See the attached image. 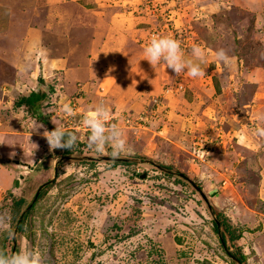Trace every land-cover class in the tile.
I'll list each match as a JSON object with an SVG mask.
<instances>
[{
	"label": "rangeland",
	"instance_id": "obj_1",
	"mask_svg": "<svg viewBox=\"0 0 264 264\" xmlns=\"http://www.w3.org/2000/svg\"><path fill=\"white\" fill-rule=\"evenodd\" d=\"M7 1L0 0V114L13 105L12 118L24 120L26 115L36 120L24 105L15 102L32 90L47 92L52 86L54 91L47 92L48 99L38 112L53 127L71 130L77 140L69 154L42 142L40 160L27 164L25 157L9 158L19 184L14 179L13 188L0 195V225L5 226L0 228V254L30 249L40 254L43 264H204L203 260L206 264H264V182L259 178L264 164L258 162V166V151H251L254 141L256 149L260 144L264 147V0L93 2L99 6L97 10L112 7L138 17V26L144 28V47L154 36H170L180 43L185 59H193L194 45L205 52L206 59L200 64L202 83L197 79L186 86L180 74L175 77L160 62L157 68H164L171 79L152 82L153 91L142 101H134L137 109L131 105L132 93L111 100L117 79L109 75L108 60L99 59L97 71L91 63L85 64L80 76L71 74L66 65L39 71L42 57L63 56L58 52L65 46L63 32L27 37L33 44L30 48L26 29L16 20L31 17L35 26L56 24L57 29L59 22L43 6L26 7L23 14L17 9L8 12L7 20L1 19L2 7L11 3L13 9L19 8V0ZM81 6H70L67 12L90 11ZM2 24L8 29L1 33ZM8 44L11 50L23 49L20 54L17 50L1 53V46L9 48ZM219 49L230 57L227 64L217 59ZM21 75L28 80L16 84ZM68 77L69 83L64 81ZM257 82L261 89L255 91ZM165 90L170 91L165 94ZM178 92L188 101L177 115L163 98ZM251 97L260 100L250 102ZM100 103L110 109L108 123L122 130L128 151L114 156L110 147L100 153L89 146L90 130L83 118ZM65 104L72 108L71 114L63 111ZM137 111L144 115L143 120L135 118ZM241 133H248L250 139L245 140ZM1 157L3 163L8 160ZM123 158L132 160L122 163ZM44 182L50 185L35 200L34 194ZM21 197L25 202L16 213V201ZM217 213L239 233L233 245L225 231V246L240 251L242 263L222 248L212 224ZM25 214L26 231L14 232L20 215Z\"/></svg>",
	"mask_w": 264,
	"mask_h": 264
},
{
	"label": "crops",
	"instance_id": "obj_2",
	"mask_svg": "<svg viewBox=\"0 0 264 264\" xmlns=\"http://www.w3.org/2000/svg\"><path fill=\"white\" fill-rule=\"evenodd\" d=\"M19 1H20L19 8L14 7L13 9L11 3H9L6 6L8 10H6V7H2L1 19L2 16L5 19L6 16L8 15V12L13 13V11L15 12V10L17 9L19 14H23L24 9H26V7H29L30 9L31 8L34 9L37 8L38 6H43L46 9L47 14L52 13V15L57 18L56 20L59 22L58 24L60 25V29H57L58 26L56 24L49 26L47 25L35 26L33 22L34 20L32 19L33 20L32 21L31 17H29L28 19L21 18L19 20H16L17 25L19 24L21 25V27L23 26L24 29H26V31L24 32L26 39L27 37L34 39V37H37L38 33H40L45 38V36L50 35L48 32H51V34L55 36L59 35V31L61 33L63 32L62 34L64 37L63 45L65 46L58 49V52H61L63 56L61 58H54V57H50V55L47 54L45 57H42L41 63L37 65V69L39 71L40 69L42 70L44 69V71L46 69L53 70L55 67H60V66L64 67V65H66L70 67L69 70L71 71V74H75V76L76 75L80 76V75H84L82 74L81 72L82 69L80 67L84 66L85 64L91 63L90 65H92V67H95L93 70L97 71L101 68L99 65L101 63H99L98 60L99 59L108 60L107 68L109 71V75L111 74L113 78L117 79L115 80V82L117 83L115 84L117 90H113L114 97H111V100L113 99L117 100L116 96L118 97V99H120V95L129 92V94L132 93L131 95L133 97L131 102V105L133 104L132 107L139 106L134 104V101L135 102L142 101L145 98L146 94L153 91L152 82L155 83H157V81L167 82V80L171 79L170 75L166 74L167 72H165L164 68L158 69L157 64L152 66L145 59L143 53V49L145 48L143 45L144 42L143 43L141 42L142 41L141 37L143 36L142 32L144 31L143 30L144 28L138 26V24H140L139 21L136 20L138 19V17L135 18L134 16V18H132L129 12H125L124 10H120L119 12H117L118 10L112 7L110 8L101 7L99 10H97L99 7L98 5L102 0H83L84 3L87 4H82L81 0H19ZM93 2H97L98 5H94L95 3ZM80 5H83L81 7H83L84 10H90V11L79 12L78 15L67 12L70 6H74V8H76L77 6ZM10 20L13 23L14 21L13 18H11ZM3 24L1 25V33L5 32V29L6 30L8 29L6 26L4 27ZM96 39H100L99 42ZM26 41L28 42L27 47L32 48L33 44L31 43V41L30 44L28 39ZM8 46L9 48H7V45L1 46V53L3 51H4L3 53H5L6 51L8 53H11V51L17 50V53L20 54L21 49H23L21 47H17L18 49L13 47V50H11L12 45L8 44ZM42 47L43 50L45 49L47 50L46 46H42ZM48 47L50 50L47 51L50 52L52 48L51 44H49ZM27 51H33V50L29 49ZM189 59L193 60V62H199L196 61L195 58L192 59L189 57ZM14 61L16 64L19 61V59L16 57ZM21 62L23 64L25 63L23 61ZM76 69H78L79 71L78 70L74 71ZM39 71L37 72L39 73ZM173 74L176 77V74L175 73ZM107 75L108 74H106V76ZM180 75L182 76L184 82H186L185 83L186 86H188V84L190 85L191 81H192L191 83H195V81L199 79V77L189 76L186 70L181 72ZM66 76H68V74ZM68 79L69 77L67 79L64 78V81L69 83ZM109 79L111 80V78ZM187 79L188 81H186ZM27 80L28 79L24 78V76L21 75L19 76V78L16 79L17 82L16 84L18 83L24 84ZM208 80L209 78L206 81ZM199 81L202 83V78L199 79ZM34 82L35 81L32 79L31 84H34ZM107 83H111V81L108 80ZM111 85L113 86L114 83H111ZM175 89L177 90L178 88L175 87ZM254 89L255 91L261 89V87L259 86V82L256 83ZM169 91L165 90L166 92L165 94L169 93ZM179 93L180 92L173 94L172 97H167V96L165 97L164 95L163 98V101L168 106V109L177 112V115L178 113L180 114V111L184 106V103L188 101L187 99H183V95H180ZM179 99L181 100L180 106H179ZM259 100L260 99L258 97H255L254 99L252 97L250 98V102L257 103L259 102ZM191 106L195 108L194 103H192ZM252 106L255 107L256 104H252L251 107ZM12 107L13 105H10V107L7 108L6 106L4 107L2 106V108H6V109L5 110L3 109L4 111L1 112L0 114L1 117L0 195L4 194L8 190V188L10 189L13 188L12 183L14 179L17 177L16 171L14 172V166H12V164L10 163L9 158L25 157L24 163L27 164H29L28 161H32L33 159L40 160V156L38 154L39 152L43 153L42 142L47 143L46 137L42 135L45 129L48 130L46 125L34 119L32 121L31 117L29 116L27 117L26 115H25L26 118H24V120H22L23 118L20 119L12 118V116H14L13 115L14 113H12L11 110ZM239 108L241 107L239 106ZM168 109H165V111L168 112ZM137 112H135L136 114L135 118L139 115V112L138 113ZM20 114H24L23 111ZM128 116L132 117L130 115ZM140 116L143 117L144 115H142L141 113ZM10 118L12 120H10ZM38 124H41L42 127L33 130V128ZM10 128L12 130L9 131ZM14 128L16 130H13ZM248 135L249 134L246 133V135L244 136L241 133L240 136L244 137L245 140H248L251 137L250 136L248 138ZM256 143L257 142L255 141L251 143L253 145V149H251V151L252 150H253L252 152L258 151L255 157L257 158V165L260 166L258 162H262V165L264 164V147L262 146V144H260L259 145L260 149L259 148L256 149L257 147L255 145ZM7 146L8 148L6 149ZM248 147L250 146L244 145V148H248ZM1 150H4L5 152H2ZM6 152L8 153L6 154ZM1 155L6 156L8 160L4 163L1 162L2 161ZM14 160L15 162L16 161L18 162V159H14ZM259 178L262 182H264V166H262ZM255 244H257V241L255 242ZM256 248L257 251L260 252V248L258 246Z\"/></svg>",
	"mask_w": 264,
	"mask_h": 264
},
{
	"label": "clouds",
	"instance_id": "obj_3",
	"mask_svg": "<svg viewBox=\"0 0 264 264\" xmlns=\"http://www.w3.org/2000/svg\"><path fill=\"white\" fill-rule=\"evenodd\" d=\"M143 53L150 65L154 66L163 62L166 68L172 69L175 74H180L185 70L191 77H200L204 74L200 64L205 61L206 56L198 45L192 47L191 55L199 63L193 62L191 59H185L180 43L170 36H154L143 49ZM216 57L225 64L230 61V57L224 49H219L216 52ZM63 111L71 114L73 110L68 104H65L63 105ZM110 119H112L110 109L105 104L100 103L86 112L83 124L90 130L88 136L89 146L100 153L104 152L106 147H110L112 155L115 156L128 151V146L122 130L115 123L109 124ZM40 127L42 125L38 124L33 130ZM42 135L46 137L52 149L69 148L77 140L75 133L66 132L59 126L54 127L51 131L45 129ZM2 227L5 226L0 225V228ZM0 264H43V262L38 252L25 249L11 255L0 254Z\"/></svg>",
	"mask_w": 264,
	"mask_h": 264
},
{
	"label": "trees",
	"instance_id": "obj_4",
	"mask_svg": "<svg viewBox=\"0 0 264 264\" xmlns=\"http://www.w3.org/2000/svg\"><path fill=\"white\" fill-rule=\"evenodd\" d=\"M42 78L39 77V82L42 83ZM54 91L53 87L49 86L48 88V93H52ZM46 91L44 90H32L30 91L27 95H22L21 97H19L16 100V104H22L26 107V110L31 114L32 117H34L37 121L43 123L46 125V127L48 128L49 131H51L52 129H54V127L47 122V116L42 115V113L38 112L40 105L42 104V101H46L48 99V94ZM50 104V103H47ZM66 132H72L71 130L67 129L65 130ZM65 139H67V137H65ZM76 144V143H75ZM72 147V146H71ZM71 147L69 148H58L57 151L59 149H61V153L63 155L65 154H69L71 152ZM122 163H126L124 161L121 160ZM50 184L47 183L45 186L42 187V189L39 190V192L37 193V195L35 196V200L38 199L39 197H41L46 191L47 188ZM45 187V188H44ZM44 188V189H43ZM25 202V198L21 197L16 201V207H15V211L16 213H19L21 211L22 205ZM35 202V201H34ZM29 205V204H28ZM33 205H30V210H32ZM28 211V212H29ZM27 214H25L23 216V218L21 220L18 221L17 223V231L18 232H25L27 229V225L25 222V217ZM213 228L216 232H219L220 236V242H221V246L224 249V251H227L228 255L233 256L236 260H238V262L242 263L244 261V256L242 255V253L240 251H230L226 246V236H225V231L228 234V238L231 241V243H235L236 239L239 237V233H237L235 227H233L232 225H230V223L226 220L225 217H223L220 213H217L215 219H213ZM221 228V230H220ZM238 250V249H237ZM3 254L6 255L5 252H3ZM203 263L206 264L207 261L203 260Z\"/></svg>",
	"mask_w": 264,
	"mask_h": 264
},
{
	"label": "water",
	"instance_id": "obj_5",
	"mask_svg": "<svg viewBox=\"0 0 264 264\" xmlns=\"http://www.w3.org/2000/svg\"><path fill=\"white\" fill-rule=\"evenodd\" d=\"M104 158H106V159H112L110 156H104ZM93 159V158H92ZM121 159V158H120ZM129 160H132V159H128V158H123V161H129ZM157 167H163L162 165H158ZM165 168V167H164ZM167 170V169H166ZM178 175H180V176H184L183 174H181V173H178ZM21 176V175H20ZM142 176H144V175H142ZM191 182V181H190ZM48 182H44L39 188H38V190L35 192V194H34V197L37 195V193L39 192V190H40V188L41 187H43L44 185H46ZM15 184L16 185H18L19 184V178H17V179H15ZM193 186H194V188H196L197 189V191L200 193V195L203 197V199L205 198V195L201 192V189L199 188V186L198 185H196L195 183L193 184ZM21 218H22V215H20V217H19V219H18V221L19 220H21ZM14 232H17V225L14 227ZM233 259H235V258H233Z\"/></svg>",
	"mask_w": 264,
	"mask_h": 264
},
{
	"label": "built area",
	"instance_id": "obj_6",
	"mask_svg": "<svg viewBox=\"0 0 264 264\" xmlns=\"http://www.w3.org/2000/svg\"><path fill=\"white\" fill-rule=\"evenodd\" d=\"M136 118H139L140 120H143V117L140 116V114H139ZM110 121H111V119H110ZM110 121H108V122H110ZM204 146H205V145H204Z\"/></svg>",
	"mask_w": 264,
	"mask_h": 264
}]
</instances>
